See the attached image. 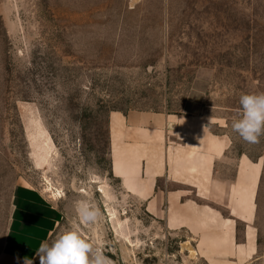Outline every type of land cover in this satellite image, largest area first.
Instances as JSON below:
<instances>
[{"label": "rangeland", "instance_id": "rangeland-1", "mask_svg": "<svg viewBox=\"0 0 264 264\" xmlns=\"http://www.w3.org/2000/svg\"><path fill=\"white\" fill-rule=\"evenodd\" d=\"M252 92H264V0H0V252L26 186L62 212L48 241L72 226L112 264H206L111 176L109 115L201 108L230 156L264 165V136L250 145L230 126ZM77 201L99 220L81 224ZM256 226L264 264V172Z\"/></svg>", "mask_w": 264, "mask_h": 264}, {"label": "crops", "instance_id": "crops-1", "mask_svg": "<svg viewBox=\"0 0 264 264\" xmlns=\"http://www.w3.org/2000/svg\"><path fill=\"white\" fill-rule=\"evenodd\" d=\"M211 124L201 108L112 112L110 173L167 231L185 232L206 264H255L264 165L230 156L228 137L212 131ZM61 220V210L40 190L18 186L0 264L34 261Z\"/></svg>", "mask_w": 264, "mask_h": 264}, {"label": "clouds", "instance_id": "clouds-1", "mask_svg": "<svg viewBox=\"0 0 264 264\" xmlns=\"http://www.w3.org/2000/svg\"><path fill=\"white\" fill-rule=\"evenodd\" d=\"M240 113L232 120L231 129L250 145L260 143L264 136V92L243 93L239 97ZM79 222L96 223L101 209L91 201H77L73 205ZM40 264H112L103 250L86 239L76 227H67L51 241H44L36 251ZM24 264H33L25 258Z\"/></svg>", "mask_w": 264, "mask_h": 264}, {"label": "bare ground", "instance_id": "bare-ground-1", "mask_svg": "<svg viewBox=\"0 0 264 264\" xmlns=\"http://www.w3.org/2000/svg\"><path fill=\"white\" fill-rule=\"evenodd\" d=\"M47 184H48V191L51 193V196L54 197V198H60V192L58 190H54L52 185L47 181ZM101 193H104L103 190L100 191ZM192 254H195L194 251H192Z\"/></svg>", "mask_w": 264, "mask_h": 264}]
</instances>
